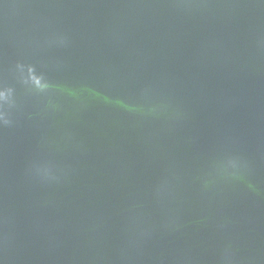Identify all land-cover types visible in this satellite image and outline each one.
I'll use <instances>...</instances> for the list:
<instances>
[{
    "label": "water",
    "instance_id": "95a60500",
    "mask_svg": "<svg viewBox=\"0 0 264 264\" xmlns=\"http://www.w3.org/2000/svg\"><path fill=\"white\" fill-rule=\"evenodd\" d=\"M0 264H264V0H0Z\"/></svg>",
    "mask_w": 264,
    "mask_h": 264
}]
</instances>
